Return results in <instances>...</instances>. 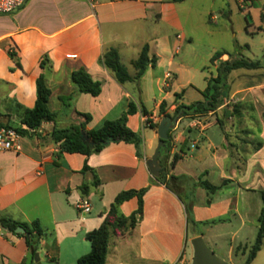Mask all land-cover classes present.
<instances>
[{"label": "crops", "instance_id": "obj_1", "mask_svg": "<svg viewBox=\"0 0 264 264\" xmlns=\"http://www.w3.org/2000/svg\"><path fill=\"white\" fill-rule=\"evenodd\" d=\"M242 1L237 0L239 7ZM176 4L172 0H25L13 11L0 14V123L12 126L14 117L21 125V109L33 107L40 74L50 89L48 108L57 113L53 122H44L37 131L22 136L20 151H0V211L18 221H38L44 231L37 243L39 261L45 256L56 264H77V259L90 251L85 234L101 224L114 197L123 190L148 185L143 196L142 219L123 235L111 237L105 264L190 263L193 248L192 245L190 250L187 248L186 204L191 205L194 227L215 220L232 227L227 232L231 242L221 258L231 260L232 242L236 239L239 252L246 251L244 237L239 235L246 225V214L237 206V200L242 191L264 189V82L236 88L234 95L238 94L239 98L230 112L223 102L205 115L177 117L170 128L169 156L159 157L167 179L173 177L171 190L163 184L150 183L145 162L156 147L157 127L152 128L154 133L150 135L144 127L158 126L162 101L171 117L175 116L176 105H189L180 102L182 92L176 97L177 91L173 90L171 95L167 90L174 82L163 84L166 72L160 80L151 70L161 65L170 50L176 54L186 38L183 32H174L183 28ZM208 15L209 21L213 20ZM260 17L264 18L263 8ZM145 44L149 57L154 56L156 63L138 81L118 83L100 61L103 52L114 47L124 66V54L130 55L127 61L132 71L125 67L133 76L135 69L131 61ZM8 49L16 53L19 65L9 57ZM222 53L228 58V53ZM172 63L170 56L168 64ZM211 64L216 71L217 65ZM79 68L101 82L97 96L75 93L70 74ZM153 83L166 88L162 91L158 87L159 93L152 96ZM69 95H73L69 103L60 100L61 96ZM129 102L137 106L128 115L127 125L142 138L140 154L133 144L126 142H110L90 156L58 152L51 131L78 124L82 119L76 112L89 114L91 119L86 129H95L105 120L120 117ZM140 105L147 111L146 115L141 113ZM235 108L238 109L234 111ZM251 124L257 127L250 128ZM200 142L211 150L213 167L219 170L222 179L220 184L209 180L210 168L204 164L208 154L199 153ZM189 147L197 153L188 155ZM231 147L240 150L242 158L230 159ZM218 148L228 157L227 164L219 161ZM174 154L180 158L170 166ZM189 158L196 163L190 168L185 165ZM84 163L89 170H83ZM252 172L262 183L257 188L249 184ZM188 179H195L190 195L198 193L205 199L191 198L185 202L180 197L179 191L187 187ZM202 180L218 186V190L236 184L234 199L215 194L218 190L209 197V192L200 185ZM95 196L96 206L92 201ZM82 198L90 201L89 213H81L76 207ZM136 207L137 199L131 198L120 205V211L127 216ZM232 220L238 224L233 225ZM192 231L190 240L200 236L194 228ZM30 256L25 238L0 226V264H26Z\"/></svg>", "mask_w": 264, "mask_h": 264}, {"label": "trees", "instance_id": "obj_2", "mask_svg": "<svg viewBox=\"0 0 264 264\" xmlns=\"http://www.w3.org/2000/svg\"><path fill=\"white\" fill-rule=\"evenodd\" d=\"M173 2H181L183 0H172ZM249 2L250 5H255L252 0H243ZM261 16L263 14L261 13ZM248 25H246L247 28ZM257 30H262L258 27ZM9 57L19 65L16 53L13 50H7ZM222 52H215L210 58V62L222 56ZM103 66L110 71L115 80L123 84L128 81H138L146 72L147 68L154 67L156 58L149 57L148 45L145 44L138 57L131 61L135 74L131 76L127 68L120 62L119 54L116 48H107L100 58ZM43 61L40 62V67H43ZM246 69V70H264V56L261 59L250 60L242 56L233 57L228 54L226 60H220L216 67L215 76H211L207 79L205 89L202 91L203 100L196 101L189 105L179 104L174 109V115L178 117L186 115L201 116L209 112H214L218 107L223 104L225 96H221L222 88L227 84L228 76L233 70ZM70 79L76 86L75 93H87L92 96H97L101 92V82L92 79L89 73L83 68L76 69L71 72ZM50 95V89L46 85L45 78L40 74L36 79V99L33 107L22 108L20 113V123L18 127H12L8 124H1L0 127H12L22 136L32 134L30 131L35 130L41 126L44 122H53L57 116V113L51 111L48 108V98ZM180 96V93L175 94ZM73 95L60 97V100L67 104L72 100ZM166 103L162 101L159 105V116L168 115L165 111ZM137 106L133 102H129L128 108L122 113L120 117L113 120H105L103 123L95 129H86V124L90 121L91 116L87 113L76 112V114L82 119L78 124H71L66 128H54L51 131L50 137L52 141L57 144L59 153H80L85 156L100 152L104 146L110 142H126L135 146L138 154L142 145V138L139 133L134 132L127 125L128 115L134 113ZM238 108H235L236 111ZM140 110L143 115L147 114V111L140 105ZM151 128L157 127V125H150ZM81 131H84L92 140V144H86L82 139ZM171 138L170 129L168 130V137L166 139L165 146L161 151L160 158H167L169 156L171 145L169 143ZM180 158V155L174 154L170 161L172 166L175 161ZM163 164V163H162ZM90 168L84 163L83 170H89ZM165 168L159 173L157 177L151 175L150 183L156 182L166 186L171 190V180L166 177ZM200 185L205 188L210 194L218 190V186H214L205 180L200 182ZM148 186L140 189H128L119 192L113 199L101 224L91 231L85 234V238L90 243V251L84 255H81L77 259V264H105L108 254V248L110 239L112 236H121L128 229H133L142 219L143 211V196L147 192ZM261 199V207L257 217V232L253 244L249 247L248 254L243 264H251L256 257L258 251L262 248L264 240V189L258 191ZM131 198L137 199V207L129 214L124 215L120 211V205ZM185 211L187 220H191V205H185ZM213 223L219 222L218 220L212 221ZM0 226L3 229L11 231L19 236L25 238V242L31 256L37 251V243L44 235L43 229L40 227L37 220L30 223L22 222L11 218L2 211H0ZM21 226L24 229V233L15 232L16 228ZM246 249V247H245ZM234 251L239 252V247H235ZM243 252V254H245Z\"/></svg>", "mask_w": 264, "mask_h": 264}, {"label": "rangeland", "instance_id": "obj_3", "mask_svg": "<svg viewBox=\"0 0 264 264\" xmlns=\"http://www.w3.org/2000/svg\"><path fill=\"white\" fill-rule=\"evenodd\" d=\"M242 2V7H239L237 0H183L181 2H176V6L179 8V15L183 22V28L177 31L175 29L174 32H183L186 38H184L182 44L179 45V50L176 54L172 53L170 50L163 59L161 65L151 70H154V77H159L160 80L165 72H170L172 74L166 82L170 83V81L173 80L174 83L172 88L167 90L171 91V95L173 90L178 93L182 92L183 97L180 99V102L191 104L192 102L203 100L202 91L206 87L207 79L216 74L210 62V57L214 52H226L233 57L242 56L250 60L261 59L264 56V18L260 17V11L262 8L264 9V0L260 3L256 2L255 5H250L247 1ZM187 11H189L188 14ZM209 13L214 17L211 21H209ZM246 25H248L247 28ZM258 27H261L262 30L257 31ZM124 55L123 63L129 71H132V67L127 61V56L130 55ZM170 56L173 57L172 64H168V58ZM226 58L227 54H223L219 59L215 60L213 64L218 65L220 60H225ZM173 74L176 75V79ZM257 82H264V70L237 69L231 71L228 76L227 84L222 88L221 93V96H225L223 102H227V107L230 108L229 112L232 111L231 109L236 105L235 102H237L239 98L237 97L238 94L234 95L235 89L246 84H254ZM158 87H160L162 91L166 88L164 85H159V83L158 85L153 83L151 86L152 96H156L159 93ZM250 116H252L253 119L255 114L252 112ZM11 122L13 127L19 126V122L16 118L12 117ZM249 127L255 128L257 125L251 124ZM214 129H216V127ZM144 131L149 135L154 133V129L148 126L144 127ZM210 132L211 130L206 133ZM240 136L244 137L243 135ZM199 148V153L208 154L204 164H207L210 168L209 180H211L213 184H220L222 179H219V170L213 167V161L210 156L211 150L208 149L205 144H202V142H200ZM228 150L232 152V155L229 154L228 156L230 159H238L243 156L240 150L236 151L233 147ZM196 151V149L189 147V151H186V153L188 155H193L197 153ZM217 154L219 161L227 164L228 157L225 158L226 154L223 153L222 149L218 148ZM190 159L191 158L188 159V162H185V165L189 166V168L192 165H196V163ZM260 174L262 175V173ZM256 177L257 175H254L252 172L249 178V184L252 188H257V186L262 184L261 180L258 181ZM194 181L195 179H188L186 181L187 187L179 191L180 197L185 202H189L191 198H194L196 201L205 199L204 196H200L198 193H194L193 197L190 195V192L195 187L193 184ZM171 183L172 182H170V184ZM235 190L236 184L230 187H223L216 191L215 194L234 199ZM208 196L211 197L212 193H209ZM92 201L94 205L97 204L98 197L95 196ZM237 206L242 213L244 212L246 214V225L239 234H242L244 237L243 242L247 248L245 254L241 252L236 253L234 251L230 261L221 258L231 242L230 235L227 234V232H229L232 227L227 224L222 225L218 222L215 224L197 223L194 227L191 220L188 221L187 248L190 250V237L194 228V230L202 236L206 246L211 249L217 257L226 261L228 264H243L257 232V217L261 207L259 192L257 190L242 191V194L237 200ZM232 224H238V221L232 220ZM238 242V239L232 242L234 249L237 247ZM35 253L38 252L36 251ZM26 264H56V262H49L45 256H41V261H39V255L37 258L34 254L30 256ZM187 264H191V261ZM251 264H264V240L261 250L256 254Z\"/></svg>", "mask_w": 264, "mask_h": 264}, {"label": "water", "instance_id": "obj_4", "mask_svg": "<svg viewBox=\"0 0 264 264\" xmlns=\"http://www.w3.org/2000/svg\"><path fill=\"white\" fill-rule=\"evenodd\" d=\"M177 117V115L174 117L169 115L163 116L156 128L158 137L157 145L151 157H149L145 162L150 175L153 177H157L163 169L160 164L159 156L165 146L164 142L168 137V130L173 127ZM81 135L86 144H92L91 138H89L84 131H81ZM15 231L24 233V229L21 226L17 227ZM190 243L193 248L191 264H228L226 261L217 257L215 253L206 246L202 236L194 237L191 239ZM35 256L38 258V253H35Z\"/></svg>", "mask_w": 264, "mask_h": 264}, {"label": "built area", "instance_id": "obj_5", "mask_svg": "<svg viewBox=\"0 0 264 264\" xmlns=\"http://www.w3.org/2000/svg\"><path fill=\"white\" fill-rule=\"evenodd\" d=\"M25 0H0V14L9 13L20 7ZM171 77L170 72L164 74V85H167L166 80ZM227 104V102H226ZM38 129V128H37ZM30 130L32 133L37 131ZM22 149V135L12 127H0V151L18 152ZM76 207L81 213H89L91 210L90 201L87 198H82L76 204Z\"/></svg>", "mask_w": 264, "mask_h": 264}]
</instances>
